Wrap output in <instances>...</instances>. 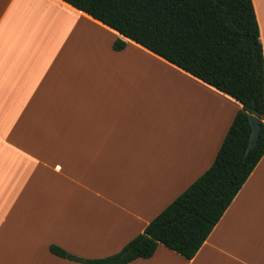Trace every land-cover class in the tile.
I'll use <instances>...</instances> for the list:
<instances>
[{"label": "crops", "instance_id": "crops-1", "mask_svg": "<svg viewBox=\"0 0 264 264\" xmlns=\"http://www.w3.org/2000/svg\"><path fill=\"white\" fill-rule=\"evenodd\" d=\"M241 108L63 0H0V264L119 252L212 165ZM127 264H264V155L193 258L160 243Z\"/></svg>", "mask_w": 264, "mask_h": 264}, {"label": "trees", "instance_id": "trees-1", "mask_svg": "<svg viewBox=\"0 0 264 264\" xmlns=\"http://www.w3.org/2000/svg\"><path fill=\"white\" fill-rule=\"evenodd\" d=\"M242 104L212 165L119 252L84 259L127 264L161 243L193 258L264 155V48L253 0H63ZM126 47L117 38L115 50ZM250 114L260 121L250 146Z\"/></svg>", "mask_w": 264, "mask_h": 264}, {"label": "water", "instance_id": "water-1", "mask_svg": "<svg viewBox=\"0 0 264 264\" xmlns=\"http://www.w3.org/2000/svg\"><path fill=\"white\" fill-rule=\"evenodd\" d=\"M249 122L251 126L250 146L253 147L257 143L261 126L259 119L252 114L249 116Z\"/></svg>", "mask_w": 264, "mask_h": 264}, {"label": "rangeland", "instance_id": "rangeland-1", "mask_svg": "<svg viewBox=\"0 0 264 264\" xmlns=\"http://www.w3.org/2000/svg\"><path fill=\"white\" fill-rule=\"evenodd\" d=\"M103 41H104V36H103V34H102V43H103ZM203 96H207V100H208V95H203V93L199 90V88H198V90H197V97H198V101H201V102H203L202 101V97Z\"/></svg>", "mask_w": 264, "mask_h": 264}]
</instances>
